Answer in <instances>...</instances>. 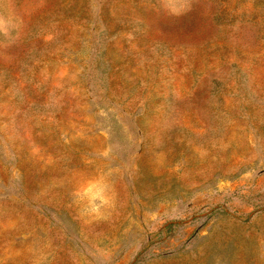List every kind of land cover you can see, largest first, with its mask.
Masks as SVG:
<instances>
[{
	"label": "rangeland",
	"instance_id": "obj_1",
	"mask_svg": "<svg viewBox=\"0 0 264 264\" xmlns=\"http://www.w3.org/2000/svg\"><path fill=\"white\" fill-rule=\"evenodd\" d=\"M0 264H264V0H0Z\"/></svg>",
	"mask_w": 264,
	"mask_h": 264
}]
</instances>
